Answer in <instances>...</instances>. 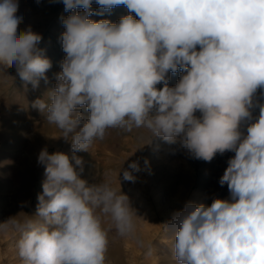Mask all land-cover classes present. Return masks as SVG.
I'll list each match as a JSON object with an SVG mask.
<instances>
[{
  "label": "clouds",
  "instance_id": "9594fccd",
  "mask_svg": "<svg viewBox=\"0 0 264 264\" xmlns=\"http://www.w3.org/2000/svg\"><path fill=\"white\" fill-rule=\"evenodd\" d=\"M62 2L71 13L61 18L66 55L46 99L32 106L71 142L73 155L42 149L38 163L46 179L36 216L20 213L0 224V232L18 234L22 264H108L113 232L152 254L138 232L140 217L120 190V170H105L98 184L80 177L83 159L75 153L110 129L142 130L143 145L160 137L206 162L233 152L219 179L229 198H214L210 206L189 202L174 214L172 258L264 264V103L254 102L264 90V0H95L100 12L93 0ZM119 5L129 14L118 22L89 19ZM18 7V0H0V84L13 81L7 69L14 67L36 88L41 78L47 82L52 64L38 48L41 34L18 31ZM178 70L169 86V72ZM82 108L90 114L86 122ZM140 171L139 161L131 162L123 180L135 182Z\"/></svg>",
  "mask_w": 264,
  "mask_h": 264
},
{
  "label": "rangeland",
  "instance_id": "374dc122",
  "mask_svg": "<svg viewBox=\"0 0 264 264\" xmlns=\"http://www.w3.org/2000/svg\"><path fill=\"white\" fill-rule=\"evenodd\" d=\"M18 5L17 15L23 17L18 31L31 27L42 35L38 48L52 67L45 73L47 82L41 78L36 88L23 81L14 67L7 69L13 81L8 78L7 83L0 84V224L20 213L36 216L38 195L42 194V183L46 179L45 166L38 163L42 149L47 148L50 154L63 152L70 158L73 155L71 142L32 106L35 100L46 99L56 83L55 75L61 71L60 62L66 55L60 40L65 30L61 18L71 13L65 11L62 0H18ZM92 7L97 12L102 11L95 0ZM76 11L81 12L83 8L78 7ZM128 14L127 8L119 5L103 15L93 14L89 19H108L115 23ZM132 15L138 19L134 13ZM180 75V70L175 74L169 72V86H174ZM157 87L162 88L163 84ZM254 102L264 103V90H258ZM81 112L86 122L90 114L84 108ZM196 115L199 116V112ZM252 115L253 118L259 116L258 106L254 107ZM246 127L247 124L241 129L245 133ZM141 131L110 129L106 137L95 140L88 151L76 152L75 155L83 159L80 177L90 185L98 184L105 170H120V190L129 197L140 217L138 232L145 245H152V254L148 255L147 248H141L135 240L118 237L113 232L108 264H176L172 258L174 214L189 202L210 206L214 198H229L227 185L221 186L219 179L234 153L217 154L206 162L192 157L179 144H169L160 137H153L150 143L143 145L137 140ZM145 159L148 165L144 164ZM137 160L142 171L134 173L136 181L123 180V170ZM76 167L79 171V166ZM119 182L114 179L113 186L119 187ZM17 239L18 234L12 231L0 232V264H22L17 255Z\"/></svg>",
  "mask_w": 264,
  "mask_h": 264
},
{
  "label": "bare ground",
  "instance_id": "6f19581e",
  "mask_svg": "<svg viewBox=\"0 0 264 264\" xmlns=\"http://www.w3.org/2000/svg\"><path fill=\"white\" fill-rule=\"evenodd\" d=\"M187 176H189V175H187ZM188 187V186H187ZM181 202V201H180ZM172 204V203H171ZM161 213H163V212H161ZM167 216H168V214H167ZM164 219V218H163Z\"/></svg>",
  "mask_w": 264,
  "mask_h": 264
}]
</instances>
